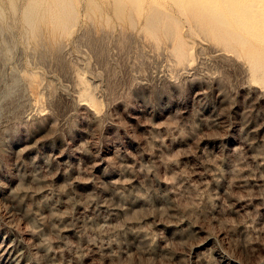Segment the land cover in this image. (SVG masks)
<instances>
[{
    "label": "rangeland",
    "instance_id": "rangeland-1",
    "mask_svg": "<svg viewBox=\"0 0 264 264\" xmlns=\"http://www.w3.org/2000/svg\"><path fill=\"white\" fill-rule=\"evenodd\" d=\"M69 2L0 0V264H264V0Z\"/></svg>",
    "mask_w": 264,
    "mask_h": 264
},
{
    "label": "bare ground",
    "instance_id": "bare-ground-1",
    "mask_svg": "<svg viewBox=\"0 0 264 264\" xmlns=\"http://www.w3.org/2000/svg\"><path fill=\"white\" fill-rule=\"evenodd\" d=\"M47 11H49V12L51 11L52 17H54L55 23L57 25V26L55 25V27L59 31L64 30L65 26L67 25V22L71 18H73L72 17L73 10H72V7L70 5L69 0H48ZM245 16H247V15H245ZM194 17L196 19H200L199 14H195ZM23 20L29 26V28L32 30V33L34 35H36L38 33L37 24H36L38 21V15H37L36 10L32 7V5L27 6V8L24 10Z\"/></svg>",
    "mask_w": 264,
    "mask_h": 264
}]
</instances>
